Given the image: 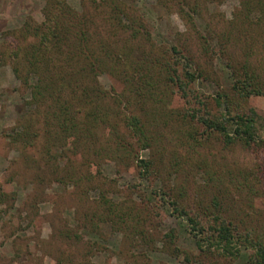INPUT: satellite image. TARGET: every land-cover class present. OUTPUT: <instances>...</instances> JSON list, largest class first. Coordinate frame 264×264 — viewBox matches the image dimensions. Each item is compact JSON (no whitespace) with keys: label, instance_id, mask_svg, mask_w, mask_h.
Wrapping results in <instances>:
<instances>
[{"label":"trees","instance_id":"16d2710c","mask_svg":"<svg viewBox=\"0 0 264 264\" xmlns=\"http://www.w3.org/2000/svg\"><path fill=\"white\" fill-rule=\"evenodd\" d=\"M156 1L159 4L166 2ZM205 1L171 0L194 29L195 14L200 13ZM242 1L245 8L238 12L248 17L256 9L255 20L262 21L264 0ZM137 3L138 0H77L76 3L75 0H44V19L41 22L26 21L22 26V33L30 36L28 43L21 48H11L12 52H0V63H3L5 55L22 50L19 60H15V55L11 58L15 62L12 69L30 91L32 100L29 102L42 109L41 120L33 121L25 116L20 128L9 136L14 144L21 145L20 149L30 150L34 144L29 137L40 135V130L29 131V128L42 123V133L49 145L44 143L46 146L38 151L44 160V165L36 172L38 179L43 181L44 170L50 169L53 176L48 181L80 187L79 181L84 177L89 180L90 176L91 180L95 174L103 176V169L95 157L113 159L119 164L133 156L137 173L130 186L138 190L143 180L155 170L156 158L151 147L159 142L152 126L162 117L160 107L168 101H181L180 121L191 122L188 131L194 130L193 138L200 127L203 132L214 134L225 146L239 142L252 152L264 147V138L259 133L262 117L253 106H247L250 97H264V80H260L259 72L248 62H242L241 66L228 62L227 85H223V76L214 70L207 71L208 68L189 49L182 50L177 44L176 51L175 40L166 36L159 41L152 31V21L137 14ZM199 36L202 51H212L208 39L201 33ZM212 72L215 73L212 79L218 86L211 92L213 103L218 107L214 113L208 106L206 94L192 86L197 81L209 80ZM100 75L112 80L107 87L99 83ZM34 109L37 113L40 111ZM143 148L150 149L149 156L139 154ZM24 154L31 161L37 158L36 154L34 157L33 154L28 156L27 152ZM262 158L255 168L264 177V156ZM77 167L78 175L74 171ZM56 169L60 170L59 176H54ZM27 182L32 184L29 179ZM144 190L148 191H142L140 195L146 202L134 212L112 202L108 189L101 190L100 205L105 207V212L100 214L93 210L88 216L87 212L80 213L79 207H75L70 216L74 223L69 225L70 220H65V225L57 228L59 240L69 238L75 241L69 243L76 246L84 233H88L95 244L105 235L99 225L102 221L108 219L113 230L118 227L114 216H118L116 207L139 222L149 216L153 219V208L158 206L157 200H162L159 206L165 205L170 214L184 220L185 231L192 238L194 247L190 249L178 244L174 228L167 232L155 229L154 234L144 227L138 229L136 223H132V236H140L145 247L147 241L159 239L163 243L160 250L180 260L236 264L244 254L248 264H264L262 228L258 223L250 225L247 222L248 213L241 209V202L233 207L228 201L221 203L218 196L222 195L217 193L209 200L196 195L188 199L183 188L178 191L153 187ZM243 191L255 200L254 209L264 208L259 204L261 192L245 187L240 193ZM85 192L80 190L76 195L81 198ZM4 193L5 190L0 188V202ZM86 220L89 221L87 228L83 225ZM58 251L60 253L54 255L55 264L73 263L70 254L59 247ZM143 253L146 259L141 264H153L147 252L144 250Z\"/></svg>","mask_w":264,"mask_h":264},{"label":"rangeland","instance_id":"374dc122","mask_svg":"<svg viewBox=\"0 0 264 264\" xmlns=\"http://www.w3.org/2000/svg\"><path fill=\"white\" fill-rule=\"evenodd\" d=\"M165 1V4H159L156 0H138L137 3V14L152 21V31L159 41L166 36L169 40H175L176 51L177 44L182 46V50L189 49L208 68L207 71L214 70L223 76L221 80L225 86L230 71L228 62L233 66L248 62L259 72L260 80H264V18L259 22L255 20V14H258L256 9L246 17L238 12V9L242 11L245 8L242 0H206L200 13L195 14L196 31L187 16L178 13L177 6L171 0ZM43 5L44 0H0V52L11 51L13 47L21 48L28 43L30 36L22 33V26L26 21L41 22L44 19ZM200 33L208 39L213 52L210 49L202 51ZM10 53L0 63V188L5 190L4 199L0 202V264H55L54 255L60 253L58 247L72 256V264H141L146 259L144 250L153 264H199L198 261L180 260L161 251L163 243L159 239H153L151 243L147 241L148 247L147 244L145 247L140 236H132V223H136L138 229L144 227L154 234L155 229L167 232L174 228L178 244L190 249L194 247L192 238L185 231L184 220L170 214L165 205L159 206L162 200H157L158 206L153 208V219L149 216L139 222L135 218L130 219L129 215L116 207L118 216H114L118 227L113 230L108 219L102 221L99 225L105 235L95 244H92L93 238L88 233H84V238L76 246L69 243L73 241L69 238L60 241L57 228L61 224L64 226L65 220L68 222L71 219L75 207H79L80 213L87 212L88 216L93 210L100 214L105 212V207L100 205V191L105 189L109 190L108 197L112 202L132 212L137 207H143L142 203L146 201L140 194L151 187L173 191L183 188L188 199L196 195L197 198L209 200L214 194H221L218 196L221 203L228 201L233 207L241 202V209L248 213L247 222L250 225L258 223L264 234V208L254 209L255 200L245 195L244 191L240 193L243 187L261 192L262 201L259 204L264 206V177L255 168L263 159L264 147L252 152L239 142L225 146L214 134L203 132L200 127L193 138L191 134L194 130L191 128V132L188 131L191 122L180 121L181 101H168L160 107L162 117L152 126L159 142L151 147L156 167L138 190L130 186L137 173L133 156L119 164L113 159L95 157L103 169V176L95 174L91 180L90 176L89 180L84 177L79 181L80 187L72 183L64 186L61 182L48 181L53 176L50 169L44 170L43 181L38 179L36 172L44 165L38 151L43 145H49L42 133V123L29 128V131L35 128L40 130V135L29 137L34 144L30 150L20 149L21 145L14 144L9 137L15 129L20 128L23 117L33 121L42 119V109L29 102L32 100L30 91L12 69L15 62L11 58L15 55V60H19L22 50ZM214 72L209 80L197 81L192 85L206 94L212 113L217 112L218 108L211 96V92L218 88L212 79ZM21 74H24L22 68ZM98 79L105 87L112 81L105 75H100ZM248 105L253 106L262 117L259 133L264 138V97L252 96L247 100ZM34 108L40 111L37 113ZM26 152L28 156L35 152L33 157L36 154V160H28L24 154ZM150 153L149 148L139 150V154L145 157ZM56 170L54 176H59L60 170ZM74 171L76 175L79 174L78 167ZM258 175H261V179ZM80 190L86 191L84 195L87 198L82 196L84 200L77 196ZM86 222L83 225L87 228L89 221ZM73 223L69 221V225ZM247 262L244 254L236 260V264Z\"/></svg>","mask_w":264,"mask_h":264}]
</instances>
